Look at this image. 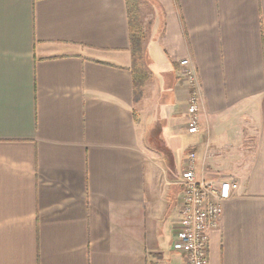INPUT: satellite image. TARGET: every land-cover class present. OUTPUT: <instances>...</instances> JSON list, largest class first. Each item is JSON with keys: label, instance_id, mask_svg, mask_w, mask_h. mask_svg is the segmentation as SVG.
Returning <instances> with one entry per match:
<instances>
[{"label": "crops", "instance_id": "obj_1", "mask_svg": "<svg viewBox=\"0 0 264 264\" xmlns=\"http://www.w3.org/2000/svg\"><path fill=\"white\" fill-rule=\"evenodd\" d=\"M143 5L135 100L126 0H0V264H184L190 151L231 181L207 264H264V0Z\"/></svg>", "mask_w": 264, "mask_h": 264}, {"label": "built area", "instance_id": "obj_2", "mask_svg": "<svg viewBox=\"0 0 264 264\" xmlns=\"http://www.w3.org/2000/svg\"><path fill=\"white\" fill-rule=\"evenodd\" d=\"M183 73L190 84L188 97V130H200V102L196 77L189 60L180 61ZM196 153H188L182 172V222L175 247L184 251V264H207L209 231L220 225L224 202L231 196L229 179L212 180L199 177L195 167Z\"/></svg>", "mask_w": 264, "mask_h": 264}, {"label": "trees", "instance_id": "obj_3", "mask_svg": "<svg viewBox=\"0 0 264 264\" xmlns=\"http://www.w3.org/2000/svg\"><path fill=\"white\" fill-rule=\"evenodd\" d=\"M127 15L130 26V51L132 57L131 70L133 72V84L135 100L143 94L145 83L152 77V72L147 67L145 56L146 32L142 23L143 0H126Z\"/></svg>", "mask_w": 264, "mask_h": 264}, {"label": "rangeland", "instance_id": "obj_4", "mask_svg": "<svg viewBox=\"0 0 264 264\" xmlns=\"http://www.w3.org/2000/svg\"><path fill=\"white\" fill-rule=\"evenodd\" d=\"M143 2H145V3H146V0H143ZM143 6H148V7H151L150 5H143ZM143 6H142V7H143ZM141 10H142V12L144 11V10H143V8H141ZM146 13H147V12H146Z\"/></svg>", "mask_w": 264, "mask_h": 264}]
</instances>
